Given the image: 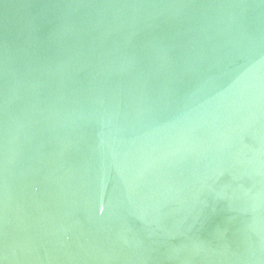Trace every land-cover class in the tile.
Returning <instances> with one entry per match:
<instances>
[{"label": "water", "instance_id": "water-1", "mask_svg": "<svg viewBox=\"0 0 264 264\" xmlns=\"http://www.w3.org/2000/svg\"><path fill=\"white\" fill-rule=\"evenodd\" d=\"M0 264H264V0H0Z\"/></svg>", "mask_w": 264, "mask_h": 264}]
</instances>
